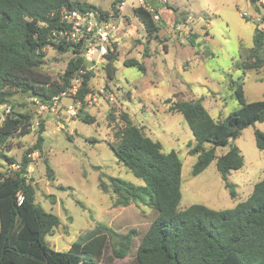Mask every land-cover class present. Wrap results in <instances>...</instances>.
Masks as SVG:
<instances>
[{
	"label": "rangeland",
	"instance_id": "obj_1",
	"mask_svg": "<svg viewBox=\"0 0 264 264\" xmlns=\"http://www.w3.org/2000/svg\"><path fill=\"white\" fill-rule=\"evenodd\" d=\"M69 1L109 11L122 0ZM123 1L127 19H131L116 51L115 76L109 80L106 70L99 67L90 81L92 87L106 86L114 96L112 103L69 117L64 111L68 100L64 99L57 110L39 115L38 125L31 131L36 107L30 97L7 87L0 97V126L11 112L32 115L27 135H15L0 145V154L14 162L9 164L0 157V173L13 175L26 156L29 163L23 176L35 188V203L60 219L45 241L55 251H66L75 241L105 234L108 241L97 264H137L139 241L156 217L152 208L138 203L114 207L113 194L100 191L99 176L106 185L109 177L142 185L108 146L115 144L114 133L127 126L121 115L145 136L159 141L164 152L177 153L182 163L180 211L194 204L231 209L250 195L255 182L264 179V152L256 148L254 140L255 130L264 133V121L245 128L233 143L216 148L215 154L220 156L234 144L243 156L242 168L228 176L235 191L231 197L215 161L192 175L196 156L189 155V150L194 146L193 137L181 114L171 109L175 103L200 99L209 116L221 121L239 107L234 91L241 84L246 103L264 100V46L257 59L251 56L254 29L264 32V0H167L166 6L158 7L163 26L151 37L133 15L136 0ZM43 52L37 71L59 83L70 53L60 54L51 46ZM129 60L141 63L144 72L124 66ZM244 62L262 65L243 69ZM85 116L93 122L81 121ZM40 119L44 141L40 149L28 154L36 143ZM130 230L136 232L130 250L124 258L115 257L113 234Z\"/></svg>",
	"mask_w": 264,
	"mask_h": 264
},
{
	"label": "trees",
	"instance_id": "obj_2",
	"mask_svg": "<svg viewBox=\"0 0 264 264\" xmlns=\"http://www.w3.org/2000/svg\"><path fill=\"white\" fill-rule=\"evenodd\" d=\"M64 7L107 13L87 3L69 0H0L1 98L5 95L1 94L2 89L7 87L30 98L47 101L64 90L70 78L83 67L81 59L72 56L76 50L71 45L55 44L51 38V32L60 27L59 11ZM133 15L150 37L163 26L162 22H154L143 8H134ZM190 43L193 45L191 39ZM50 46L60 54L71 55L59 83L37 71L45 56L44 49ZM263 46L264 32L255 28L252 58L257 59ZM116 56L117 53L110 55L104 68L109 80L115 76ZM241 65L251 70L262 63ZM124 66L144 72V66L135 60L125 61ZM91 76V73L86 76L84 87ZM234 94L239 107L221 121L209 116L200 99L175 103L171 107L181 114L193 137L194 146L189 150V155L196 156L192 175L200 174L215 161L231 197L235 196V191L228 176L242 168L243 156L234 144H229V149L220 156H216V148L228 145L229 141L233 143L245 128L264 121V100L246 103L242 84L235 88ZM120 117L127 126L114 133L115 144L108 146L117 161L142 185L113 177L108 178L109 185H106L99 176V188L102 193L113 194L114 207L138 203L156 212L137 246V264H264V179L255 182L250 195L231 209L214 210L194 204L180 211L177 207L181 199L182 163L177 153L164 152L159 141L145 136L125 115ZM31 118L32 115L26 113L6 115L0 126V145L15 135H27ZM81 121L91 124L93 119L85 116ZM42 123L40 119L36 143L28 154L41 148ZM254 140L256 148L264 152V133L255 130ZM0 157L9 164L14 163L3 154ZM28 163L24 156L13 175L0 173V264H97L108 241L105 234L97 233L87 241H75L66 251L49 247L45 237L60 225V219L35 203V188L23 176ZM47 171L50 172L48 164ZM113 235L117 242L113 255L124 258L136 232Z\"/></svg>",
	"mask_w": 264,
	"mask_h": 264
},
{
	"label": "built area",
	"instance_id": "obj_3",
	"mask_svg": "<svg viewBox=\"0 0 264 264\" xmlns=\"http://www.w3.org/2000/svg\"><path fill=\"white\" fill-rule=\"evenodd\" d=\"M137 7L143 8L151 14L154 22H160L159 6H166L167 0H136ZM126 1H116L105 15L88 9L67 8L59 11L60 27L51 32L52 41L55 44L67 43L76 50L72 56L81 59L83 67L79 68L70 78L64 90L52 96L47 101H41L37 97H31V103L36 107V115L31 124V131L38 125V117L44 111H55L60 108L64 99L68 103L64 105V111L69 117H77L80 110L112 103L114 96L106 86L92 87L90 81L94 79L96 68H105L109 63V56L116 53L121 36L124 35L127 21ZM246 16L245 14H240ZM132 27V25H129ZM124 29V30H123ZM92 74L87 86L84 80L88 74ZM82 90H85L82 93ZM19 200L21 198L19 197Z\"/></svg>",
	"mask_w": 264,
	"mask_h": 264
}]
</instances>
